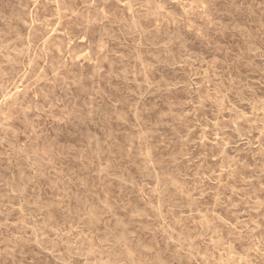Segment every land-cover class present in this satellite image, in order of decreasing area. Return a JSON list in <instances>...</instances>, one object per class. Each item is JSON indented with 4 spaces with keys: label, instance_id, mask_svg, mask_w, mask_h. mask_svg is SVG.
<instances>
[{
    "label": "rangeland",
    "instance_id": "obj_1",
    "mask_svg": "<svg viewBox=\"0 0 264 264\" xmlns=\"http://www.w3.org/2000/svg\"><path fill=\"white\" fill-rule=\"evenodd\" d=\"M0 264H264V0H0Z\"/></svg>",
    "mask_w": 264,
    "mask_h": 264
}]
</instances>
